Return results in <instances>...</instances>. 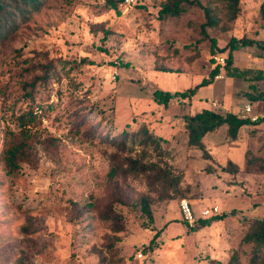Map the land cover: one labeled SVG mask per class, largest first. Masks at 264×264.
<instances>
[{"label":"rangeland","instance_id":"374dc122","mask_svg":"<svg viewBox=\"0 0 264 264\" xmlns=\"http://www.w3.org/2000/svg\"><path fill=\"white\" fill-rule=\"evenodd\" d=\"M113 1L116 6L109 0H41L0 42V154L8 132L19 128V116L27 112L35 114L28 127L40 138L33 161L17 173H8L0 158V264H108L114 259L111 241L122 264H218L233 253L239 264H248L253 243L244 236L251 220L264 217V178L242 176L246 152L220 144L232 141L226 124L204 138L215 153L204 159L187 143L185 116L205 108L227 113L232 106L247 114V104L254 114L264 110V80L255 79V71L247 79L227 77L225 63L217 59L226 60L227 51L220 49L232 37L264 39V0H240L235 16L220 0H199L218 20L207 35V17L197 4L159 19L166 0H137L132 6ZM217 64L221 74L201 95L174 97L168 105L154 99L157 90L193 87ZM233 64L264 72V50L242 46ZM44 65L50 73L32 91L25 88L35 75L44 76ZM143 126L159 147L111 140ZM107 133L110 138H103ZM260 138L249 154L253 168L264 172V133ZM127 156L168 168L180 182L166 193L149 178L119 177L129 199L115 204L125 230L114 233L90 204H106L111 167L126 168ZM228 158L237 165L224 162ZM142 196L149 198L152 220L141 208ZM183 198L198 214L218 206L225 216L194 229L181 215Z\"/></svg>","mask_w":264,"mask_h":264},{"label":"trees","instance_id":"16d2710c","mask_svg":"<svg viewBox=\"0 0 264 264\" xmlns=\"http://www.w3.org/2000/svg\"><path fill=\"white\" fill-rule=\"evenodd\" d=\"M109 1L116 6V1ZM220 1L226 4L228 11L232 13L233 16H235L239 11L240 0ZM40 2L41 0H0V42L8 39L9 36L17 30L19 26L18 19L22 21L26 20L31 10L39 8ZM22 3L27 5L28 8L22 9L20 5ZM186 4H197L204 8L207 22L204 23L202 27L203 32L207 35L206 28L208 26L216 25L218 20L217 17L214 16L212 9L208 6H203L199 0H166L161 4L158 12V18L165 19L168 16H178L184 10ZM261 12L264 19V1L261 5ZM212 46L213 49L218 50L216 40L214 38L212 39ZM242 46H256L264 50V39L255 40L246 37H232L227 46L220 49V52L227 51V57L225 64L223 65L225 75L227 77L247 79L248 74L255 71L257 75L254 78L264 80L263 70L240 69L238 66L233 64L234 52L239 50ZM41 68L44 76L35 75L32 80L30 79L25 82V88H29V90L32 91L36 80L46 77L51 71V66L44 65L41 66ZM220 72V66L217 64V66L210 72L209 77L204 78L200 83L194 85L193 87L184 91H176L174 93L165 90H157L153 93L154 99L164 105H168L174 97L191 99L200 88L211 84L215 77L221 74ZM30 91L26 94L31 95ZM34 118H36V116L33 112H27L26 114L19 116V128L8 132L0 158L10 174L17 173L20 170L22 163H31L34 159V146L36 142L40 141L36 132H32V130L28 127L29 122ZM262 120L264 121V118H262ZM251 122V119L242 118L232 112L220 113L216 110L205 108L199 112L185 116V128L188 138L187 143L190 146H194L202 151L203 157L205 159H209L211 156L204 142V137L209 132H214L226 124L227 134L232 140H234L237 138L240 127ZM108 128H110V131L111 127L109 126ZM103 138H110V136L107 133V137L103 136ZM111 140L116 144L118 141H122L121 144L125 147L130 141H132L131 143L140 141V143L150 144L153 146L156 145V147H159V144H157L158 138L154 136V133L146 126L140 127L138 130H123L118 135L111 137ZM113 160L118 161L119 156L113 155ZM126 161L128 164L126 168H122L120 163H114L111 167L110 178L113 183L110 184L111 190L108 199L105 202L106 204L103 206H100L98 202L90 204L93 209L98 207L100 217L109 222L110 228L114 233L125 230L124 219L122 215L116 211L115 204H127L129 199V196L127 197L125 191H123L124 189L119 186V182L117 180L119 177L126 179L131 174L135 177L149 178L150 182L160 183L161 187L166 189V193H168L167 189L177 188L180 182V177L172 174L168 168H161L154 164L147 165L140 159L133 158L132 156H127ZM148 169L154 171L152 173H148ZM140 203L143 212L148 215L150 220H152L153 216L149 198L142 196ZM194 212L196 216L194 221L195 226H193L194 229L208 226L213 221L222 219L225 216V213L222 211L209 217L201 216V212L200 214H198L195 210ZM185 223L188 224L186 221ZM249 224L250 225L248 231L245 233L244 239L246 242L253 243V254L248 264H264V217L255 218L251 220ZM116 239L118 238L116 237ZM108 248L112 250V256L114 258L113 260L108 259V264H122L123 258L117 255L119 250L115 248L114 241L110 242ZM239 263L240 258L238 254L233 253L226 263L219 262L218 264Z\"/></svg>","mask_w":264,"mask_h":264},{"label":"crops","instance_id":"0c3cea01","mask_svg":"<svg viewBox=\"0 0 264 264\" xmlns=\"http://www.w3.org/2000/svg\"><path fill=\"white\" fill-rule=\"evenodd\" d=\"M235 66H237V65H235ZM239 67V66H238ZM207 78V77H206ZM216 78V77H215ZM236 78H239V77H236ZM204 79V78H203ZM202 79V80H203ZM242 79V78H241ZM217 80H219V79H217ZM215 82V79H214V81L211 83V84H209V85H207V86H210V85H213V83ZM200 83V82H199ZM198 84V83H197ZM204 87H206V86H204ZM203 88V87H202ZM202 88H200L198 91H197V93L195 94V96L196 95H198V94H200L199 92H200V90L202 89ZM201 95V94H200ZM194 97V96H193ZM232 108H234V110L233 111H228V112H232V113H235V114H237V115H239L240 117H242V118H248L249 116H250V118H248V119H251L252 120V122L251 123H248V124H245V125H243L242 127H240V129H239V132H238V135H237V138L236 139H234V140H232L231 138V142H225V144H222V142L220 143L221 145H224L225 147H226V149H228V150H230V149H232L231 151H233V150H235L236 148H243V150L246 152L245 153V155H246V166H245V169L244 170H242L241 168H240V170L242 171V176H244V174H246V173H250V174H259L261 177H263L264 178V172H261V168H259L258 167V171H256L255 169L256 168H253V166H255L254 165V158H253V156H250L251 154H249L251 151L250 150H252V149H254V148H252V146L253 145H255L258 141L257 140H260L261 138H260V135H262L263 133H264V121L262 120V118H264V110H262V112L261 113H252V111H250V112H247V114H245L244 112V114H242V112L240 113V111H242L243 109H239V107H233L232 106ZM262 109H263V107H262ZM244 111V110H243ZM255 111V110H254ZM249 113H251V114H249ZM254 115V116H253ZM256 115H260V118H256L257 120L256 121H254L255 119H253V118H255L256 117ZM206 137V136H205ZM204 137V138H205ZM187 140H188V138H187ZM226 143H228V144H226ZM239 144V146H236L235 148L234 147H231V144ZM206 144V143H205ZM207 145V144H206ZM252 145V146H251ZM207 148L209 149V153H210V155H215V153H211L210 152V147L207 145ZM249 149V150H248ZM197 150V149H196ZM199 150V149H198ZM250 151V152H249ZM249 155V156H248ZM253 155V154H252ZM203 156V155H202ZM216 157V156H215ZM204 158V157H203ZM205 159V158H204ZM218 159V158H217ZM218 161H219V159H218ZM225 161H232L235 165H237L232 159H230V158H228V159H225L224 160V162ZM220 162V161H219ZM221 163V162H220ZM239 167V166H238ZM264 180V179H263ZM244 181H245V179H244ZM263 184L264 185V181H260V184ZM245 184V183H244ZM222 211V210H221Z\"/></svg>","mask_w":264,"mask_h":264},{"label":"built area","instance_id":"2783aa9c","mask_svg":"<svg viewBox=\"0 0 264 264\" xmlns=\"http://www.w3.org/2000/svg\"><path fill=\"white\" fill-rule=\"evenodd\" d=\"M123 3L125 4V6H132L135 5L137 3V0H123ZM218 61H220V63L224 64L225 63V57L221 56V57H217ZM117 75V72H116ZM116 75H114V77H116ZM245 111L246 112H250L252 111V107L250 104H247L245 106ZM256 120V117L253 118ZM179 208H180V212L181 215L183 217V219L192 224L195 221V212L194 209L191 205V203L189 202L188 199L183 198L179 201ZM221 210L218 206H213V207H209V208H205L201 211V216L203 217H209L213 214L219 213Z\"/></svg>","mask_w":264,"mask_h":264}]
</instances>
